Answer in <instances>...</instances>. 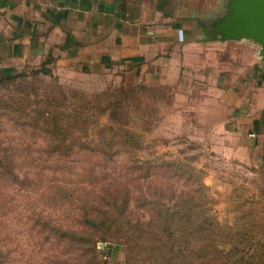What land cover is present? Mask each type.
Segmentation results:
<instances>
[{"label": "rangeland", "instance_id": "1", "mask_svg": "<svg viewBox=\"0 0 264 264\" xmlns=\"http://www.w3.org/2000/svg\"><path fill=\"white\" fill-rule=\"evenodd\" d=\"M47 70L0 84L2 264L79 263L81 250L60 240L57 231L80 230L79 205L75 199L54 198L56 186L77 193L104 184L128 186L132 191L128 215L133 221L149 219L137 205L143 195L154 199L162 190L169 205L170 192L179 198L199 187L212 218L235 232L250 234L254 244L264 242V170L238 156L234 142L216 128L220 120L210 122L191 108L198 92L192 93L190 86L180 94L175 86L135 83L117 68L99 67L83 74L52 62ZM135 86L143 89L130 98L128 112L120 120H130L133 131L142 133V147L119 141L112 149L102 145L105 134L116 135L99 131L112 120L110 104ZM74 108L82 113L73 115ZM46 111L64 114L57 120H82L62 136L85 145L52 148V132L42 122ZM149 171L154 175L144 179ZM107 238L96 246L97 252H109L100 254L102 264H154V256L132 245L117 249L125 244L117 231ZM224 248L229 251L232 246Z\"/></svg>", "mask_w": 264, "mask_h": 264}, {"label": "crops", "instance_id": "2", "mask_svg": "<svg viewBox=\"0 0 264 264\" xmlns=\"http://www.w3.org/2000/svg\"><path fill=\"white\" fill-rule=\"evenodd\" d=\"M228 0H0V77L47 60L83 74L120 69L132 82L198 92L192 103L264 170V60L249 42H206ZM253 135V136H252Z\"/></svg>", "mask_w": 264, "mask_h": 264}, {"label": "trees", "instance_id": "3", "mask_svg": "<svg viewBox=\"0 0 264 264\" xmlns=\"http://www.w3.org/2000/svg\"><path fill=\"white\" fill-rule=\"evenodd\" d=\"M50 63L52 59L47 60L39 69L32 70L31 73H47V66ZM28 74L0 77V84L23 78ZM142 89L141 86H135L126 93L122 91L120 100L110 104L109 107L113 109L110 115L112 120L99 131L113 132L116 135L108 138L105 134L99 143L111 149L118 144V141L123 146L142 147V133L137 134L133 131L130 120H120V116L128 112L130 98L138 95V91ZM81 113L79 108H74L73 115ZM42 116L43 124L50 128L49 131L53 135L52 148L70 150L74 146L85 145L80 139L62 136L63 131L75 130L82 120H57L64 114L48 111ZM103 135L104 133L101 136ZM164 165L171 166L167 162H164ZM0 166H3L1 158ZM8 173L17 178L12 170ZM152 175L154 174L149 171L143 178L148 179ZM175 175L178 176L176 173ZM106 186L111 187L110 184H104L98 190L82 188L78 193L63 186L55 187L54 198L75 199L79 205L80 230L57 229L60 240L67 241L81 250L82 258L78 264H102L100 254H109V252H97L96 246L98 242H107V237L113 230L119 233L120 238L125 239V244H118L117 249L122 245H128V247L132 245L148 253L149 257L154 256V264H264V242L259 241L254 244L250 234L235 232L212 218L203 203L202 189L199 187L187 195H180L179 198H176L175 192H170L171 202L169 203L172 204L169 205L165 202V193L160 192L162 190L158 189V196H154V199H148L146 195H143L137 205L139 209L148 212L149 219L133 221L128 215L132 202L130 188ZM229 244L232 248L227 251L224 247ZM245 245L249 246L248 250ZM242 246L245 247L241 248Z\"/></svg>", "mask_w": 264, "mask_h": 264}, {"label": "water", "instance_id": "4", "mask_svg": "<svg viewBox=\"0 0 264 264\" xmlns=\"http://www.w3.org/2000/svg\"><path fill=\"white\" fill-rule=\"evenodd\" d=\"M206 42H249L264 60V0H228L223 14L203 25Z\"/></svg>", "mask_w": 264, "mask_h": 264}, {"label": "built area", "instance_id": "5", "mask_svg": "<svg viewBox=\"0 0 264 264\" xmlns=\"http://www.w3.org/2000/svg\"><path fill=\"white\" fill-rule=\"evenodd\" d=\"M253 136V135H252Z\"/></svg>", "mask_w": 264, "mask_h": 264}]
</instances>
